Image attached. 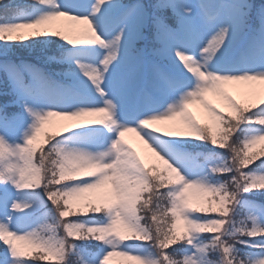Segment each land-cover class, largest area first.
Returning a JSON list of instances; mask_svg holds the SVG:
<instances>
[{
	"label": "snow or ice",
	"instance_id": "6c2138e0",
	"mask_svg": "<svg viewBox=\"0 0 264 264\" xmlns=\"http://www.w3.org/2000/svg\"><path fill=\"white\" fill-rule=\"evenodd\" d=\"M257 198L264 0H0V264H264Z\"/></svg>",
	"mask_w": 264,
	"mask_h": 264
},
{
	"label": "trees",
	"instance_id": "16d2710c",
	"mask_svg": "<svg viewBox=\"0 0 264 264\" xmlns=\"http://www.w3.org/2000/svg\"><path fill=\"white\" fill-rule=\"evenodd\" d=\"M257 203H261V204H264V199L262 198H257ZM41 264H49V262H41Z\"/></svg>",
	"mask_w": 264,
	"mask_h": 264
},
{
	"label": "rangeland",
	"instance_id": "374dc122",
	"mask_svg": "<svg viewBox=\"0 0 264 264\" xmlns=\"http://www.w3.org/2000/svg\"><path fill=\"white\" fill-rule=\"evenodd\" d=\"M130 139H132L133 143H135V138L130 136ZM119 258H114V260H118Z\"/></svg>",
	"mask_w": 264,
	"mask_h": 264
}]
</instances>
